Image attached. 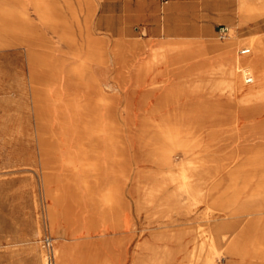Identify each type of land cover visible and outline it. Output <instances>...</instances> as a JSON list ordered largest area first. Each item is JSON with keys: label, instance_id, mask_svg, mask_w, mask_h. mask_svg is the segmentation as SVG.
Segmentation results:
<instances>
[{"label": "rangeland", "instance_id": "rangeland-1", "mask_svg": "<svg viewBox=\"0 0 264 264\" xmlns=\"http://www.w3.org/2000/svg\"><path fill=\"white\" fill-rule=\"evenodd\" d=\"M26 1L34 22L30 37L39 42L36 54L30 57L17 39L3 36L0 44V264H27L45 253L44 239H54L50 205L58 211L60 227L75 229L79 236L90 234L86 238L95 243L122 237L112 250L96 252L94 264H142L140 258L151 254L141 245L146 239L171 248L172 264H199L204 255L200 241L211 228L206 170L211 163L221 165L225 151L237 145L227 129L240 130L239 148L253 143L254 148L241 153L244 160L264 144L261 131L251 136L247 129L252 122L264 121V114L253 120L242 117L236 126L222 107L226 89L241 96L248 89L238 88L241 64L235 60L256 57L255 39H264V11H257L253 0H210V7L207 0L205 6L196 0L194 13L186 4L190 0H147L141 8L137 0H57L74 33L73 46L63 39L60 28L41 22L32 0ZM2 6L16 15L12 9L18 5L13 1ZM203 23L205 28L199 27ZM220 25L229 28L226 38L219 37ZM89 33L98 38L100 50L108 49L104 59L87 49ZM163 37H183L194 53L184 60L167 57L170 47H159ZM206 39H233L237 59L225 53L195 54L205 50ZM106 73L113 85L104 99L93 85ZM44 89L48 128L59 146L57 155L50 157L56 167L48 185L33 112L35 91ZM215 102L222 106H212ZM210 113L216 117L211 119ZM111 120H116L114 129L122 131L130 149L81 152L93 126L102 134L100 148L105 147ZM163 122L176 127L172 140L163 139L170 146L173 165L162 163L155 150L159 143L153 134ZM140 130L143 138L137 137ZM187 143L191 146L185 150ZM101 168H109L106 179ZM127 168L142 169L128 176ZM155 185L162 189L152 198L147 188ZM49 188H58L56 196L47 195ZM212 209L215 226L226 217L241 216L231 209ZM115 222L123 227H114ZM170 233L173 238L165 239ZM240 258H246L245 264L252 259L249 253ZM215 259L217 264H233L224 250L215 253Z\"/></svg>", "mask_w": 264, "mask_h": 264}, {"label": "bare ground", "instance_id": "bare-ground-1", "mask_svg": "<svg viewBox=\"0 0 264 264\" xmlns=\"http://www.w3.org/2000/svg\"><path fill=\"white\" fill-rule=\"evenodd\" d=\"M9 1H13L18 5L14 7L15 9H12V11L16 12L15 16L9 14V7L2 6L4 2ZM32 3L41 18V22L60 28L63 39L74 46L76 43L74 33L66 14L64 11L60 10L57 0H32ZM253 6L257 8V11L263 12L264 0H253ZM27 8L28 3L26 0H0V24L3 28L1 30L2 32H0V44L1 41L4 42L3 36L8 37L10 41L17 39L19 43H22L26 47L29 56L32 57L38 50L37 46L39 42L30 37L31 26L34 22L28 14ZM18 27L21 29H18ZM188 27L189 26H187V29ZM183 28H185V26ZM5 31H7V34H5ZM203 31L205 32V30ZM203 35H205V33ZM163 38L164 41L160 43L161 45L159 47H163L164 44L170 47L168 48L167 57L171 59H188L189 55L194 53V51H191V47L186 45V41H184L183 37ZM197 38L201 39L202 36ZM87 40V49L92 53H97L99 58L104 59L106 53H108V49H106V51L100 50L98 38L90 33L87 36ZM133 42L137 44L138 41L134 40ZM255 43L256 57L241 61L235 60L236 63L241 64L238 88L241 90L247 87L248 89L242 96L238 95L235 90L226 89L223 106L220 105L219 102H215L212 105L222 106L224 113L227 114L226 116H232V118L236 120V126H238L239 120L242 117L253 120L257 116L264 114V39L261 36L256 37ZM201 44L204 45V43ZM159 50L160 48L156 49V51ZM245 50H248V48ZM204 52H211L217 55L222 53L232 54L233 57L237 59L235 56L233 39H229L225 42H221L217 39H206L205 50L198 49L195 54H203ZM72 53L75 55L79 53L77 47H74ZM99 62L101 61H98V64H100ZM198 65L199 67L204 66L203 63H199ZM135 68L139 69L141 67L139 64H136ZM111 85H113V82H111L108 73H106L93 85V87L100 93L101 98L105 99L109 97L108 93L110 92ZM181 90L184 91L183 88H181ZM42 91H35L33 96V112L36 118V133L41 156V168L44 171L45 185H48L53 176L52 168L56 167V161H52L50 157H55V155H57L59 146L57 138L48 128L49 117L46 109L47 93L45 89ZM184 112V110H181L180 114H184ZM209 117L213 119L216 117V114L210 113ZM115 124L116 120L108 122L109 132L108 135L103 138V141L105 139L104 148H100L99 145L102 138L99 128L96 126L91 128L90 126L92 134L82 141L81 152L95 153L103 150L109 153L113 149L117 151L130 149V146L124 143L122 131L114 129ZM174 128L176 127L170 125V122H163L160 128H157L153 134L159 143L155 146V150L159 152L160 161L168 165H173L174 160L170 155V146H165L163 139L166 141L172 140V138H174ZM247 129L251 136L261 131L264 137V121L258 124L252 122ZM227 130L230 131V136H228V138L233 137L234 143L237 142V145L234 147L229 145L230 148L224 153L225 161L221 165L215 166L211 163L206 170L209 185L208 197L211 200V203L208 205L209 210L207 211V216L209 217V226L211 228L207 229L205 241H200L204 255L202 260L199 261V264H217L215 253H220L223 250L230 255L233 264L237 262L245 264L247 261L246 258L241 259L240 257L248 253L252 259L247 264H264V144L260 145L257 150L248 157V160H244V158H241V153H246L251 147L254 148L253 143L249 142L244 147L242 146L239 148L240 141H238V137H240L241 134L240 130L235 126L229 127ZM142 132L144 131L140 130V135L137 136L138 138H143L141 136ZM193 142H197V139H194ZM143 145L144 144H142V146ZM190 146L191 143H187V145H183V149L188 150ZM247 164L250 165V168H247ZM191 172L193 175H196L194 169L191 170ZM256 181V186L251 190ZM251 182V189L249 190V184ZM218 186L220 187L219 195L214 197V192ZM161 189V185L147 188L148 191H151L150 194L152 198ZM57 191L58 188H49L46 193L48 196L53 197L56 196ZM212 207H218L220 210L231 209L232 212H239L241 216L235 220H229L224 216L226 217L225 220L215 226L213 225L215 218ZM161 210H164V208L161 207ZM48 211L51 231L54 233V239L52 240H54L55 243L52 242V244L56 264H94L95 258L97 257L96 252L105 248L112 250L114 244H121L123 241L122 237H115L103 239L101 243H95L86 238L90 234L79 236L77 235L78 231L75 229L72 230L68 227H60L58 211L53 205L49 206ZM107 211V213H109V210ZM225 212L227 213V211ZM121 226L123 227V224L119 222H115L114 224V227ZM168 236H170V238L165 235V239L171 240L173 238V234L171 233L168 234ZM141 245L151 252L149 257L140 258L142 264H172L175 262L173 250L171 248L165 249L161 246L162 244H157L150 239L144 240ZM237 257H239V261L235 259ZM140 259L136 257L135 260L137 262ZM44 261L45 253L42 252L40 257H31L27 264H44Z\"/></svg>", "mask_w": 264, "mask_h": 264}, {"label": "built area", "instance_id": "built-area-1", "mask_svg": "<svg viewBox=\"0 0 264 264\" xmlns=\"http://www.w3.org/2000/svg\"><path fill=\"white\" fill-rule=\"evenodd\" d=\"M217 32L219 33L220 38H226L229 35V28L226 25H220ZM246 51L247 50H242L241 53H246ZM44 247H45L44 264H56V259L53 252L52 239L50 237H46L44 239Z\"/></svg>", "mask_w": 264, "mask_h": 264}, {"label": "crops", "instance_id": "crops-1", "mask_svg": "<svg viewBox=\"0 0 264 264\" xmlns=\"http://www.w3.org/2000/svg\"><path fill=\"white\" fill-rule=\"evenodd\" d=\"M146 2H147V0H137L136 6H138V8H141V7L145 6ZM207 2H208V7H210L213 4V3L211 4V2H215V0H212L211 2H210V0H207ZM127 4L129 5V3H127ZM186 4L192 7L191 10L194 13V10H193L194 9V6H196L199 3H198V1L196 2V0H190ZM202 5L205 6V0H202ZM211 9L213 10V8H211ZM207 11H210V10L207 9ZM196 12L197 13H200L201 12V14H202L201 16H205V8H203L202 10H200V12L199 11H196ZM199 27H204L205 28V23H203V26H199ZM93 169H94V173H95L96 172V169L95 168H93ZM134 169H137L138 170L137 172L139 174V172H140L139 170H141L142 168H127L128 176H129V173L132 172ZM101 172H102L103 178L106 179L108 177V175H109V168H101ZM136 179H137V177H136Z\"/></svg>", "mask_w": 264, "mask_h": 264}]
</instances>
